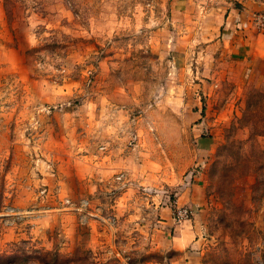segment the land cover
Instances as JSON below:
<instances>
[{
  "label": "rangeland",
  "instance_id": "obj_1",
  "mask_svg": "<svg viewBox=\"0 0 264 264\" xmlns=\"http://www.w3.org/2000/svg\"><path fill=\"white\" fill-rule=\"evenodd\" d=\"M239 5L0 0V264H264V7Z\"/></svg>",
  "mask_w": 264,
  "mask_h": 264
},
{
  "label": "crops",
  "instance_id": "obj_2",
  "mask_svg": "<svg viewBox=\"0 0 264 264\" xmlns=\"http://www.w3.org/2000/svg\"><path fill=\"white\" fill-rule=\"evenodd\" d=\"M252 1H255V0H239V2H241V5H239V6H236V7H231V9H230V16H237L238 18H242L243 19V21L244 20H246V17H249L250 16V14H249V12H248V9L244 6V5H246V4H248V3H250L251 2V5L253 6L252 8L253 9H251V12L253 11V12H255V8L256 7H260V9H262L263 7H264V4H259V3H253ZM256 1H260V0H256ZM260 5V6H259ZM258 9V8H257ZM256 9V10H257ZM241 16V17H240ZM258 37L261 39V38H263L264 39V26H263V28H261L260 29V31H259V33H258ZM263 48L264 47V44L262 45V46H259L258 48Z\"/></svg>",
  "mask_w": 264,
  "mask_h": 264
},
{
  "label": "trees",
  "instance_id": "obj_3",
  "mask_svg": "<svg viewBox=\"0 0 264 264\" xmlns=\"http://www.w3.org/2000/svg\"><path fill=\"white\" fill-rule=\"evenodd\" d=\"M44 255H29V256H24L21 258L20 261H9V263L5 264H33L35 262H39V264H50L44 261ZM59 254H56L53 256V261L51 264H59Z\"/></svg>",
  "mask_w": 264,
  "mask_h": 264
},
{
  "label": "built area",
  "instance_id": "obj_4",
  "mask_svg": "<svg viewBox=\"0 0 264 264\" xmlns=\"http://www.w3.org/2000/svg\"><path fill=\"white\" fill-rule=\"evenodd\" d=\"M256 16V15H255ZM262 20H264V16H263V19L261 18V16L259 17V21H262Z\"/></svg>",
  "mask_w": 264,
  "mask_h": 264
}]
</instances>
